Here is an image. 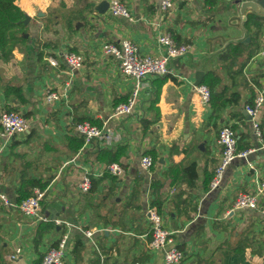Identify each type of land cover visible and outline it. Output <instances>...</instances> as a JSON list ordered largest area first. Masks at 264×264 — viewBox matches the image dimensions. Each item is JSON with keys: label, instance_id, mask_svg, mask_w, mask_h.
Wrapping results in <instances>:
<instances>
[{"label": "crops", "instance_id": "0c3cea01", "mask_svg": "<svg viewBox=\"0 0 264 264\" xmlns=\"http://www.w3.org/2000/svg\"><path fill=\"white\" fill-rule=\"evenodd\" d=\"M107 1L17 0L29 16L32 38L27 47L14 50L12 59L0 60V75L23 86L27 101L13 100L12 104L31 121L27 133L33 136L14 137L0 151V192L16 202L24 168L21 156L29 158L31 176L49 181L40 214L56 224L37 244L42 219L27 216L0 199V264H38L65 233L69 235L65 264H165L162 253L149 245V205L159 209L166 226L175 231L185 252L181 264H264V214L260 209L234 206L239 191L254 190L264 179V142L246 109L257 90L264 89V56L252 57L264 43V26L252 40L246 23L242 26L233 19L243 15V0H174L165 16L160 0H121L132 18L113 14ZM53 8L56 13L51 15ZM71 10L79 15L72 28ZM163 31L171 33L177 43L193 44L194 49L173 61L174 73L155 77L143 87L133 114L113 116L115 105L129 97L135 78L124 74L117 60L103 52V43L130 38L141 53L161 55L164 48L158 35ZM240 41H253L248 59L243 55L233 66L229 59L219 58L229 44ZM66 50L83 54L81 69L68 70ZM49 55L57 56L59 64L52 65ZM238 65L241 69L232 80ZM211 68L231 83L226 104L218 111L212 102L204 105L196 89L197 70L202 69L205 76ZM68 79L72 81L68 97L47 102L46 86L57 88ZM6 103L0 84V111ZM260 118L264 128V105ZM80 119H97L118 133L117 141L100 144L126 143L121 161L125 174L116 179L104 177L87 193L77 188L81 172L86 167L101 170L104 164L87 160L84 151L91 145L72 157L65 152L63 137L77 134L75 121ZM144 120L150 127L145 128ZM225 123L236 131L239 151L251 149L254 154L236 156L219 186L212 189L210 182L220 158L217 137ZM144 154L154 158L151 169L141 164ZM193 163L197 175L188 179L182 171ZM127 202L122 219L126 226L111 224L118 210L111 212L109 207ZM56 218L62 222L58 224ZM86 230L94 232L89 236ZM17 246H22V253L11 261L9 255Z\"/></svg>", "mask_w": 264, "mask_h": 264}, {"label": "built area", "instance_id": "2783aa9c", "mask_svg": "<svg viewBox=\"0 0 264 264\" xmlns=\"http://www.w3.org/2000/svg\"><path fill=\"white\" fill-rule=\"evenodd\" d=\"M175 1L160 0V10L165 16L171 12ZM110 11L115 15H124L132 18L133 14L130 8L121 0L109 1ZM158 41L164 48V53L161 55L144 54L139 50L138 44L130 38H123L118 43L107 41L103 43V52L117 60L119 68L124 74L131 75L135 78L134 87L129 97L115 105L113 116H127L135 112L139 102L143 87L150 83L155 77H162L174 73L173 61L180 57H186L193 49L194 45L190 43H177L171 33L163 31L158 35ZM64 62L68 70L72 73L81 69L84 66V56L82 53L66 50L64 52ZM255 56H264V43L257 50ZM49 62L52 65H58L59 59L55 55H49ZM72 85L70 79L66 80L59 87L47 85L44 90L45 100L49 103L57 102L68 97V90ZM196 89L200 96V101L210 106L212 92L207 84L200 83L196 85ZM264 105V89H258L254 97L253 104H247L246 109L252 116V126L256 135L264 142V128L261 124V109ZM31 128V121L24 116L19 110L0 111V151H3L11 143L14 137L25 135ZM74 130L77 134L84 136V146L92 145L95 138L100 139L104 143H113L119 139L118 133L111 127L98 125L90 120L77 122ZM217 142L220 149V158L215 167L214 175L211 179V188L219 186L227 165L238 155L245 156L252 150H241L237 148V134L229 123L221 125L217 137ZM141 164L146 169H151L154 164V158L150 154H144L141 157ZM105 170H108L117 177H122L125 174V167L122 162L112 161L107 165H103L101 170H93L91 167H86L81 172L77 181V188L80 192L87 193L93 186L95 176L102 175ZM57 174L56 177H58ZM34 193L20 202L12 201L8 196L0 192V199L11 208H19L25 215L46 219L40 214L42 200L47 194V188L34 186ZM264 197V179L259 180L254 190L239 191L234 199L236 208H254L260 209L264 214V205L262 198ZM148 220L150 222L151 239L150 247L158 252H161L165 264H181L185 258V252L180 248L175 237V231L166 226L164 215L155 206L149 205L147 210ZM59 224L62 222L56 218ZM110 229V228H107ZM86 234L91 236L94 230H86ZM68 233H65L60 238L57 245L49 246L44 253L41 264H65L67 258V242ZM22 246H17L13 253L9 255L11 261H15L22 253Z\"/></svg>", "mask_w": 264, "mask_h": 264}, {"label": "trees", "instance_id": "16d2710c", "mask_svg": "<svg viewBox=\"0 0 264 264\" xmlns=\"http://www.w3.org/2000/svg\"><path fill=\"white\" fill-rule=\"evenodd\" d=\"M51 15L56 13V10L51 9L50 11ZM26 12L21 8V6L17 3V0H0V60L2 61H8L13 58L14 56V50L17 48H25L27 45H29V42L31 41V23L25 22ZM79 17L78 13L76 11L71 10L69 13L68 21L72 24H70L71 28L73 26V22ZM246 27L251 33V39L253 40L255 37H257L259 30L264 26V15H258L255 13H249L248 18L246 20ZM28 34V35H25ZM253 48V41H250L249 43H245L243 41H240L238 43H232L229 44L220 54L219 58L228 60V63H231L234 65L235 61H238V58L245 55L246 59L250 57L251 49ZM244 62V61H243ZM243 62L240 65H243ZM241 69V66L238 69L233 71L231 70L230 73L231 79L233 80L236 73ZM230 75V74H229ZM231 80V81H232ZM0 84L3 88L5 98L7 100V103L4 107V109L7 110H18L17 107H15L12 104V101H18V102H26L27 97L24 91V88L21 84H16L13 81H5L1 75H0ZM224 80L222 79V74L220 71H218L216 68H211L206 71V74L202 80V83L207 84L212 92L211 102L212 106L215 111L220 110L223 106H225L227 101V92L229 91L231 83L224 82L225 85H222ZM222 85V86H221ZM83 121V119L77 120ZM93 123H98L101 125V121L97 119H89ZM145 128L150 127V122L148 120H144ZM76 125V124H75ZM28 138H31L33 136V132L27 133ZM100 139L95 138L92 142L91 149H87V151H84V155L87 158V160L91 162H100L105 165L111 163L112 161H122L123 156L126 153V143L117 142L113 145L109 144H100ZM85 138L82 135L74 134V133H66L63 137V143L65 145V152L68 154V156L72 157L73 155H76L80 153L83 149H85L84 146ZM17 143V142H15ZM240 148H238L239 150ZM23 159L21 160L22 169H20L21 178L20 182L17 186V198L16 202H20L23 199L29 197L34 193L33 187L35 185H40L42 188H45L48 185V180L43 181L42 178H37L36 176H31L30 170L27 166H30L32 162L28 164L30 161L29 158H25V156H21ZM27 159V160H26ZM18 166V165H17ZM172 170V168H171ZM198 167L196 166V163H193L192 165L184 168L182 171L183 176H188V179L194 178L197 175ZM214 175V173H213ZM212 175V177H213ZM110 176L113 179H116L117 176L109 172L108 170H105L102 177L93 179V186L91 188V192L94 191L98 184L102 181L104 177ZM89 191V192H90ZM129 201H133L130 199ZM128 201V202H129ZM135 201V200H134ZM128 202L126 203V206H116L115 204H112L110 206L111 212L114 210H118V217L117 220H112L111 224L117 225L121 224L122 226H126V223L123 219L124 212L128 207ZM156 202V201H155ZM158 206L160 205V200H157ZM42 204L44 207V200H42ZM94 207H97L95 205ZM136 207H140V204H136ZM160 207V206H159ZM105 222H109V220L105 219ZM56 223L54 221H47V220H41L37 226V235L35 238L36 243H40L42 236L45 232L49 231L50 228H53ZM151 239V234H150ZM59 242V241H58ZM58 242L54 245H57ZM44 253L42 254L41 259L39 260L38 264H41L43 259Z\"/></svg>", "mask_w": 264, "mask_h": 264}, {"label": "water", "instance_id": "95a60500", "mask_svg": "<svg viewBox=\"0 0 264 264\" xmlns=\"http://www.w3.org/2000/svg\"><path fill=\"white\" fill-rule=\"evenodd\" d=\"M106 3H108V1L106 0ZM102 3L100 8L103 7ZM250 11V13H255L258 15H264V0H243L240 4V11L243 13L242 16L238 15V16H234L233 19H237L239 20L240 24H242V26H244L247 18H248V14L246 13V11ZM29 20V16L26 15L25 17V22H27ZM239 24V25H240ZM28 35V34H25ZM248 39V38H247ZM197 80H196V84H200L202 82L203 76H204V71L202 69L197 70ZM254 152H250L247 154V156H251L253 155Z\"/></svg>", "mask_w": 264, "mask_h": 264}]
</instances>
